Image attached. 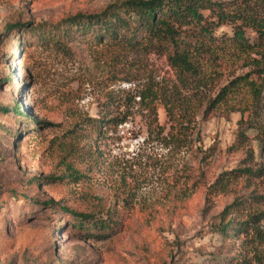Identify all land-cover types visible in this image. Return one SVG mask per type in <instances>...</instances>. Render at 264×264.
<instances>
[{
  "label": "rangeland",
  "instance_id": "1",
  "mask_svg": "<svg viewBox=\"0 0 264 264\" xmlns=\"http://www.w3.org/2000/svg\"><path fill=\"white\" fill-rule=\"evenodd\" d=\"M122 1L0 0V264H264V53L206 82L181 80L163 53L59 37L65 18ZM17 23L26 27L10 37ZM233 72L257 87L221 100ZM75 144L86 157L65 155ZM62 156L77 181L63 178ZM245 168L261 170L247 182L235 172ZM222 174L231 180L220 189ZM250 194L259 197L237 215L257 213L259 236L213 232L223 209ZM67 206L108 216L109 229H73ZM211 253L227 260L208 261Z\"/></svg>",
  "mask_w": 264,
  "mask_h": 264
},
{
  "label": "trees",
  "instance_id": "2",
  "mask_svg": "<svg viewBox=\"0 0 264 264\" xmlns=\"http://www.w3.org/2000/svg\"><path fill=\"white\" fill-rule=\"evenodd\" d=\"M250 1L253 0H123L120 3L109 4L96 13H78L70 16L55 26L62 39L76 34H90L97 41L114 43L123 48L163 53L181 80L192 78L210 82L221 78L230 66L235 64L234 67L237 68L241 63L252 64L255 59L253 55L264 53V13L259 14L248 9L246 4ZM254 1L264 11V0ZM224 25L231 27V35L217 34V30ZM22 27L26 26L14 24L9 29L11 33L9 36ZM248 33H253L254 36L251 37ZM247 84L257 87L243 75L235 74V77L221 86L218 96L221 100L226 99ZM165 107L171 124L182 126L185 119L174 116L169 104H165ZM0 110L8 112L6 109ZM14 110L17 117L24 116L19 106ZM154 111L156 112V107ZM111 120L118 125L125 122L126 118L113 116ZM102 121L105 122L99 120ZM87 125L90 126L91 133L94 131L99 133L96 129L100 127L95 120ZM6 132L11 133V130L8 129ZM245 132V129H242L239 133L237 144L241 146L246 144ZM71 146V150L65 155H72L78 160L86 157L87 147H80L79 144ZM62 160L66 166L63 178L77 181L78 170L71 166L66 156H62ZM260 170L245 168L235 172L241 173L240 176L249 182L248 179L259 174ZM230 180L222 174L214 185L222 189ZM258 197L251 194L237 195L234 201L223 209L220 222L214 225L213 232L219 233L223 239L238 238L246 231H252L259 236L255 227L257 213L244 217L237 215L240 211L244 212L245 209L247 211L253 203L251 200ZM44 207L54 208L51 201L45 203ZM55 211L51 210L50 213ZM63 212L70 215L72 228L80 232L86 230V236H102L103 231L110 227L111 220L108 216L97 217L88 209L83 212L67 206ZM100 212L102 214L103 210ZM221 256L211 253L208 261L224 263L227 258L220 259Z\"/></svg>",
  "mask_w": 264,
  "mask_h": 264
}]
</instances>
